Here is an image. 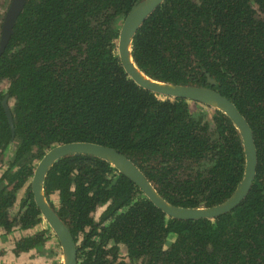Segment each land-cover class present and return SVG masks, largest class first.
Returning a JSON list of instances; mask_svg holds the SVG:
<instances>
[{
  "label": "trees",
  "instance_id": "obj_1",
  "mask_svg": "<svg viewBox=\"0 0 264 264\" xmlns=\"http://www.w3.org/2000/svg\"><path fill=\"white\" fill-rule=\"evenodd\" d=\"M141 1H28L0 56V83L9 85L0 92L1 161L13 148L0 178L5 236L44 222L31 179L56 145L117 150L177 207L217 206L241 183L243 140L224 113L150 92L124 70L120 28ZM132 55L154 80L214 89L234 102L254 134L257 175L230 213L184 221L107 161L64 157L50 168L44 193L76 241L78 264H264V0H165L136 33ZM53 233L47 226L20 237L12 252L41 248Z\"/></svg>",
  "mask_w": 264,
  "mask_h": 264
},
{
  "label": "water",
  "instance_id": "obj_2",
  "mask_svg": "<svg viewBox=\"0 0 264 264\" xmlns=\"http://www.w3.org/2000/svg\"><path fill=\"white\" fill-rule=\"evenodd\" d=\"M29 0H11L2 24L0 36V56L4 53L17 21ZM165 0H142L136 4L123 20L118 53L128 76L140 87L163 97L181 98L198 102L224 113L241 134L246 156L245 174L235 193L225 202L211 208H182L168 203L157 192L144 173L128 157L117 150L91 142H72L56 145L38 162L32 179L35 200L44 219L57 236L63 253V264H78V248L72 233L60 219L44 196V182L50 168L60 159L71 155H91L107 161L121 174L133 181L167 216L177 220L216 219L236 209L253 188L258 168V151L252 128L234 102L220 92L192 85L163 83L148 77L135 63L132 55L134 37L144 22Z\"/></svg>",
  "mask_w": 264,
  "mask_h": 264
},
{
  "label": "rangeland",
  "instance_id": "obj_3",
  "mask_svg": "<svg viewBox=\"0 0 264 264\" xmlns=\"http://www.w3.org/2000/svg\"><path fill=\"white\" fill-rule=\"evenodd\" d=\"M11 0H0V26L4 21L5 14L8 10ZM120 25V22H119ZM116 24V26H119ZM119 28V27H118ZM1 35V33H0ZM7 82L0 83V92L6 91L8 89ZM12 104V103H11ZM1 151H0V173L7 168V162L13 157V148H10L6 153V158L1 161ZM23 195V194H22ZM54 204L58 203L57 197H52L51 199ZM104 208L98 210L97 217L100 216ZM45 227V224L41 225V228ZM38 231V230H37ZM33 232H36L34 230ZM32 232V233H33ZM53 233V232H52ZM18 234H11L6 239L7 242L3 243L0 241V251L1 250H10V247H13V241L15 236ZM52 238L40 248L37 252H29L20 255L19 257L8 256L9 254L0 255V264H63V253L61 246L57 243L55 234H52ZM9 253V252H8ZM124 253V252H123Z\"/></svg>",
  "mask_w": 264,
  "mask_h": 264
},
{
  "label": "flooded vegetation",
  "instance_id": "obj_4",
  "mask_svg": "<svg viewBox=\"0 0 264 264\" xmlns=\"http://www.w3.org/2000/svg\"><path fill=\"white\" fill-rule=\"evenodd\" d=\"M1 151V150H0ZM47 152V151H46ZM46 154V153H45ZM44 154V155H45ZM8 163V162H7ZM8 166H9V164H7ZM8 166H7V168H8ZM7 168L5 169V170H3V172L2 173H0V178L2 177V175L4 174V172L5 171H7ZM32 179H33V177H32ZM32 179H31V188H32V193H33V196H34V201H35V203H36V200H35V194H34V192H33V186H32ZM26 190H27V186L23 189V190H21L20 192H19V194H18V196H17V201H16V203H15V205H14V207L12 208V213L13 214H16L18 211H19V209H20V206H21V201L25 198V193H26ZM23 194V195H22ZM44 196H45V193H44ZM45 198H46V196H45ZM51 199H52V197H51ZM46 201L48 202V200H47V198H46ZM49 203V202H48ZM57 204V203H56ZM36 205H37V203H36ZM51 206V205H50ZM37 207L39 208V206L37 205ZM52 207V206H51ZM39 210H40V208H39ZM40 212H41V210H40ZM56 212V211H55ZM41 214H42V212H41ZM42 216H43V214H42ZM43 219H44V217H43ZM42 224H45L46 226L44 227L43 226V228H41V225ZM41 225L39 224V226H36L35 228H33L32 230H30V232L27 230V231H23V232H21V231H18V230H15L12 234H18V235H16L15 236V239H14V241H16L17 239H19L20 237H26V236H28V235H31V234H29V233H32L34 230H36V232H33V234L35 233H37V232H40V231H43V230H45L46 228H47V226L48 227H50L49 225H48V223H47V221L44 219V222L42 223ZM38 230V231H37ZM53 232V231H52ZM5 231L4 230H0V241H3V243H5V242H7L6 241V239L8 238V236L9 235H6L5 236ZM11 235V234H10ZM58 240V239H57ZM14 241H13V243H14ZM13 247H14V244H13ZM13 247H10L9 249L10 250H1L0 251V255H5V254H9L8 256H13V257H17L13 252H12V249H13ZM15 248V247H14ZM38 250H40V248H38V249H34V250H31L30 252H37ZM9 252V253H8ZM29 253V252H28ZM27 254V253H26ZM19 257V256H18Z\"/></svg>",
  "mask_w": 264,
  "mask_h": 264
}]
</instances>
